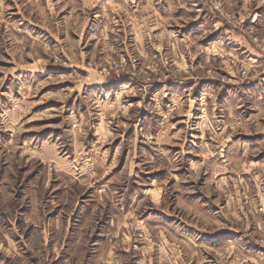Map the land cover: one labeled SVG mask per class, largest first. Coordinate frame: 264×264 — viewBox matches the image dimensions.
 <instances>
[{"label":"rangeland","instance_id":"1","mask_svg":"<svg viewBox=\"0 0 264 264\" xmlns=\"http://www.w3.org/2000/svg\"><path fill=\"white\" fill-rule=\"evenodd\" d=\"M203 3L211 29L195 32L189 9L158 18L178 28L155 35L137 0H0V264H107L110 246L112 264H135L138 236L147 254L157 234L220 233L216 206L264 246V139L251 140L264 136V70L243 75L238 58L253 53L213 28L233 27L259 63L263 19L247 23L255 1Z\"/></svg>","mask_w":264,"mask_h":264},{"label":"crops","instance_id":"2","mask_svg":"<svg viewBox=\"0 0 264 264\" xmlns=\"http://www.w3.org/2000/svg\"><path fill=\"white\" fill-rule=\"evenodd\" d=\"M175 1V2H174ZM256 3V5L251 6L253 7L252 11H255L259 14L260 20L261 18L263 19L261 21L262 25L264 26V6L261 8V4L259 1L253 0L252 2L250 0H224V5L229 11H233L234 13L238 11H241L242 9H247L251 3ZM138 4H146L149 3L152 5V12H153V26H152V33L155 35L160 34L163 32V29L169 28L171 30L167 31L169 32H174L177 28L175 27H170L171 24H161L157 20L158 18L160 20H165L166 18H171L168 17L170 15V12L172 11H180L184 12L185 10L190 11L191 13L194 12V15L191 16L190 20L192 22H196L200 20V22H197L196 27L194 28L195 32H199L200 30L207 31V29H211L209 23L214 21V18H211L209 14H204L202 17L201 14H199L197 11L201 7L203 3V0H137ZM212 2H207V5L211 6ZM236 5V6H235ZM190 9V10H189ZM259 10V11H258ZM197 12V13H196ZM258 21V22H259ZM209 22V23H208ZM224 22V21H223ZM213 25L214 29H217L220 27V31L223 32L224 35L227 37L224 39H230V36L232 34V41H233V47L232 48L235 52H251L253 53L251 57H256L254 54V51L256 52L255 48L252 47L251 44H244L240 39L243 38L240 34H235V32L231 27H225L223 26V23L218 24L217 22ZM228 24V21H226L224 24ZM186 25V24H185ZM262 25L257 23L256 26H253L254 29H262ZM161 27H163L161 29ZM139 30V28H138ZM191 32V31H190ZM154 35V36H155ZM230 35V36H229ZM229 36V37H228ZM216 46L218 48H222L223 50L226 49V46L223 43L217 42ZM242 53L238 55L240 57ZM250 57V58H251ZM250 58H238L241 62L251 64V62H254L255 59H250ZM259 79V78H256ZM249 81V80H247ZM256 81V80H254ZM255 134L254 136H256ZM253 136V137H254ZM257 141V140H263L264 136H256L252 141ZM259 143V142H257ZM220 189V187H219ZM224 190V189H223ZM242 193V192H241ZM245 196V195H244ZM246 197V196H245ZM255 200V206H256V198ZM201 205V204H200ZM243 200L242 198L239 200V208L234 210L237 212L240 217V219H244L245 221L249 222L244 216V206H243ZM222 207V206H221ZM217 210L213 213H216L217 215V222H224L226 228H219L218 233L217 231H212L206 233V236H203L200 240L194 239V237H191L190 235L181 232L180 237H177L176 240L173 239H168L165 235L157 234L156 236H153L152 241H149L152 244H155L151 248V251L148 253L155 251V255H157V258L159 259H165V258H170L174 261V264H241L243 261L244 264H260L264 263V246L259 244L258 241L256 243L252 242V240H248L246 237L244 238L245 240L241 241V236L238 230L234 227H228L229 224L226 223V219L224 218L223 212L219 210V208L216 206ZM223 208V207H222ZM201 210L203 212L202 216L206 219H210L212 214L210 212V207L208 206V202L202 203L201 205ZM256 211V208H255ZM234 215V212H233ZM223 218H222V217ZM255 225L259 226L260 224L257 222L259 219L255 220ZM264 223V219L261 220ZM140 227V226H138ZM127 234V233H126ZM135 238V237H134ZM130 235H116V236H102L100 235L98 238L95 239V243H101V242H106V243H124V242H130ZM136 239V238H135ZM137 243L138 245L136 246V253L138 256L136 257V263L135 264H148L147 259H150L152 257H148V253L146 254V251H143L141 249L145 248L144 242L146 240L142 239L141 237L138 236L137 238ZM159 243V246L156 245ZM200 246V247H199ZM204 246V247H203ZM217 246V247H213ZM255 246H259V248L256 250ZM158 247V248H157ZM111 250L107 252L105 257L108 260H105L107 264H112V250L113 246H110ZM131 248H134L131 247ZM213 248L218 249H223L226 250V254L224 256V259L222 257H217L216 261L210 259V254L208 252L209 249L213 250ZM257 248V247H256ZM160 252V254H157V251ZM127 251V250H125ZM259 252V253H257ZM217 253V252H216ZM263 261V262H262Z\"/></svg>","mask_w":264,"mask_h":264},{"label":"built area","instance_id":"3","mask_svg":"<svg viewBox=\"0 0 264 264\" xmlns=\"http://www.w3.org/2000/svg\"><path fill=\"white\" fill-rule=\"evenodd\" d=\"M259 21V14L258 13H253L252 16L247 18V23L249 24V27L253 28V26L257 25V22ZM240 68L242 69V74L244 75L246 72L245 70L247 69H256V68H261L264 70V60L260 61L259 63H256V60L252 62L251 64H245L240 62ZM247 67V68H246ZM245 69V70H244ZM221 83H224L223 80H220ZM260 190L262 195L264 194V182H260ZM264 200V198H263ZM260 211H264V206H260Z\"/></svg>","mask_w":264,"mask_h":264}]
</instances>
